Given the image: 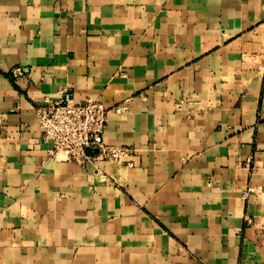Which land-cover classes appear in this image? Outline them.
Masks as SVG:
<instances>
[{
  "label": "crops",
  "instance_id": "0c3cea01",
  "mask_svg": "<svg viewBox=\"0 0 264 264\" xmlns=\"http://www.w3.org/2000/svg\"><path fill=\"white\" fill-rule=\"evenodd\" d=\"M46 96L132 152L53 157ZM0 264H264V0H0Z\"/></svg>",
  "mask_w": 264,
  "mask_h": 264
},
{
  "label": "built area",
  "instance_id": "2783aa9c",
  "mask_svg": "<svg viewBox=\"0 0 264 264\" xmlns=\"http://www.w3.org/2000/svg\"><path fill=\"white\" fill-rule=\"evenodd\" d=\"M15 75L22 74L21 69ZM119 104L116 112L125 110ZM39 124L44 129V140L51 142L49 150L53 157L59 154L64 159L80 165L91 162L98 165L101 161H119L132 152L129 147H117L105 142V131L110 110L105 104L93 97L76 102L68 96L52 99L46 96L43 102L35 104ZM250 188L244 191L247 196Z\"/></svg>",
  "mask_w": 264,
  "mask_h": 264
}]
</instances>
